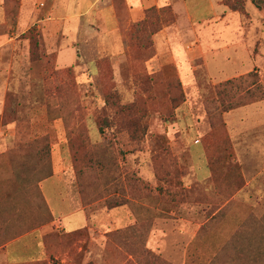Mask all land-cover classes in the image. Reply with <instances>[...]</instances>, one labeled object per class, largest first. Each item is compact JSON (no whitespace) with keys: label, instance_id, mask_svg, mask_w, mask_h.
<instances>
[{"label":"rangeland","instance_id":"obj_1","mask_svg":"<svg viewBox=\"0 0 264 264\" xmlns=\"http://www.w3.org/2000/svg\"><path fill=\"white\" fill-rule=\"evenodd\" d=\"M240 1L242 25L228 20L214 40L226 44L242 37L254 54L264 52V0ZM18 13L12 1L0 0V117L11 91L17 119L5 126L0 118V264H260L255 259L264 253V160L245 175L237 157L238 134L228 120L252 104L225 110L253 81L264 90V69L218 94L220 84L250 73L214 83L196 60L187 77L173 62L175 45L184 42L176 30H170L172 46L156 59L155 34L178 20L170 9L152 11L144 24L123 28L117 39L101 31L96 62L83 59L61 68L54 57L32 63ZM210 33L203 36L206 49L214 43ZM38 34L42 54H55ZM187 36L185 41H194ZM70 67L73 77L66 72ZM61 112L70 113L69 125ZM132 124L136 128L128 129ZM81 127L87 129L91 153L110 150L118 176L110 175L105 184L99 173L91 174L99 178L95 183L92 169L83 168L85 197L108 192L89 205L81 201L78 167L69 150ZM259 146L264 153V137ZM42 149L51 151L53 172L52 150L60 151L64 177H55L48 193L53 205L62 203L56 220L64 229L52 225L41 199L40 178L49 169L47 158H40ZM207 167L211 177L205 180ZM107 205L117 207L106 214ZM44 220L49 223L42 230L6 249L17 232ZM252 252L257 255L248 257Z\"/></svg>","mask_w":264,"mask_h":264},{"label":"crops","instance_id":"obj_2","mask_svg":"<svg viewBox=\"0 0 264 264\" xmlns=\"http://www.w3.org/2000/svg\"><path fill=\"white\" fill-rule=\"evenodd\" d=\"M18 1L21 5L17 26L22 27L24 31L37 27L45 41L46 48L49 52L57 54L58 65L61 68L83 59L89 62L99 60L101 31L108 32L109 35L111 34L117 39V37H120L123 28L143 21L147 10L171 6L178 20L174 26L165 28L156 36V59L161 57L163 50L170 48V45L172 46L173 40H170V30H176L184 42L179 46L175 45L173 62L187 77H190V74L193 73L191 64L192 61L196 60H202L209 77L214 83L241 77L256 69H264V52L254 54L252 48L242 37L226 44L214 40L222 35L225 29L224 25L227 24L228 20L237 19L242 25L239 14L230 11L228 7L223 5V0H204L203 5H199L201 3L199 0ZM120 4L126 8V12L119 9ZM214 25L217 26L215 29L213 28ZM221 26L222 28H220ZM202 30L203 33H201ZM204 31L205 33L207 31L211 32L210 36L214 40L212 46L207 49L204 47ZM187 32L192 36L191 40L194 41L189 43L188 39L185 41ZM1 43L2 37H0V45ZM263 44L264 41H261V45ZM114 46L116 48L119 46L117 40H115ZM228 120L232 122L231 124L238 134L237 138L240 143L237 149V157L244 167L245 175H247L248 168L251 165L253 167L262 166V160H264V153L259 146L261 139L264 137V101L239 108L236 112L230 114ZM52 158L54 161V175L41 182L40 187L54 218L52 225L56 229H60V227L64 229L63 222L56 220L58 211L62 208V203L53 205L48 193L54 189L55 184L52 181L55 177H64L62 176L64 168L60 161V151L52 150ZM210 177L211 172L208 169L206 175L204 174V179ZM59 179L61 180V178ZM247 185H251L248 180ZM86 220L88 224L87 215ZM47 228L48 226L44 227V229ZM38 230H42V228L32 232ZM15 241L10 242L6 249Z\"/></svg>","mask_w":264,"mask_h":264},{"label":"trees","instance_id":"obj_3","mask_svg":"<svg viewBox=\"0 0 264 264\" xmlns=\"http://www.w3.org/2000/svg\"><path fill=\"white\" fill-rule=\"evenodd\" d=\"M7 1H12L15 6L17 7L18 11L20 10V1L18 0H7ZM223 5H225L226 7H228L231 11L238 13V11H240V7L242 5V2L240 0H233L231 2V0H223ZM164 9H170L172 10L171 6H166L163 7L161 9H157V8H152L146 11V17L143 21L138 22L141 24H144V22L147 20L148 15L152 12V11H156V10H164ZM38 28L37 27H32L29 30H27V32L25 34H23V38L25 40H28L29 42V56H30V61L32 63H36V62H42V63H47L48 61H52L54 62L55 58L56 61H58L57 59V54H52V55H43L42 54V47H41V43H40V37L38 34ZM162 31L159 30L155 35L159 34ZM55 57V58H54ZM73 67H70L66 70L68 76H72L73 77ZM57 74V72H55ZM255 75H253L252 73L248 74L246 77H241V78H237V79H233V80H228L226 81L224 84H220L221 87H219L218 89V94H221L223 92L222 89H226L229 86H234L236 84H238L239 82H245V78H251ZM179 88H180V96L184 97L183 91L181 89V84H178ZM259 80L257 81H253V83H251V85L249 87L246 88L245 93L241 96L239 101H235L234 103H231L230 106L228 108H226V112L227 111H231L233 109H236L238 107H242V106H246L249 104H253V103H257L260 102L262 100H264V90L262 88L259 87ZM217 87V86H216ZM214 87V89L216 88ZM112 98V96L110 95V99ZM177 97L174 98V100L172 101L173 104L177 103ZM113 100V98H112ZM114 104V101H113ZM12 99H11V91L8 92L6 99H5V103H4V113L2 115V117H0L1 119H3V125L7 126V125H11V124H16L17 123V119L15 116V111L12 110ZM62 113V112H61ZM121 113H123V111H121ZM70 113L66 114V113H62L60 115V117L63 119L64 123H66V126L69 125V119H71V117H69ZM127 128H136L135 124H132L131 126H127ZM87 129L85 127H81L78 128V135H75L69 143V150L70 152L74 155V163L76 165V167H78V180H79V188H80V194H81V201H83L86 205H89L91 203L97 202L101 199H103L105 197V195H107L108 192H104L101 196L99 194H97V191H94L92 196L90 198L85 197V184H86V178L83 177L82 174V169L83 168H88V169H92L90 172V176L94 179L95 183H97V181H99V178L97 175H91V174H96L99 173L103 179V181H105V184L109 183V176L110 175H114L113 179L117 180L118 176L115 175L114 173V165L115 162L111 159L110 155V150H95L92 151V153L89 151L88 147H89V136H88V132L86 131ZM19 141V140H18ZM21 142V141H19ZM205 148H206V154L207 157L212 159L213 154L211 153L212 150L206 147V144L204 143ZM32 147V146H29ZM29 147H26L27 149H29ZM22 146L18 145V149L21 150ZM40 154V158L44 157L47 158L48 160V171L46 172V174H43V176H41L40 178V182L44 181L46 179L51 178L54 175L53 172V167H51V151L46 150V153H44V149L41 150ZM33 154L32 151H29V155ZM106 162V163H105ZM23 166H29V164L27 162H22ZM104 170H101V169ZM210 170L213 172V168L211 167V164L209 165ZM98 185V184H97ZM40 189V188H39ZM41 191V189H40ZM42 193V191H41ZM41 199L42 202L44 204V209L45 211L52 217L51 220L52 222L54 221V218L51 214L50 208L47 204V201L43 195V193L41 194ZM109 203V202H108ZM117 207V206H116ZM112 205H107L104 210L107 213H110V211L113 208H116ZM89 219V217H88ZM51 222V221H50ZM49 223L48 220H44L41 222H38L36 224L35 227H28L25 229H21L19 231V233L17 232V236H15L12 240L9 241L13 242L16 239H19L20 237L36 230L39 229L40 227H43L45 225H47ZM260 225L261 227H264V219L262 221H260ZM258 225V226H260ZM242 240V237L238 240L240 241ZM261 242L264 243V240L261 239ZM45 244V249H47V245ZM46 251V250H45ZM252 251V250H251ZM253 255V257H255L257 254H255L254 252L250 253V255L248 257H251ZM245 257V256H244ZM243 257V258H244ZM263 260H264V253L259 254L256 256L255 262H259L260 264H263Z\"/></svg>","mask_w":264,"mask_h":264}]
</instances>
